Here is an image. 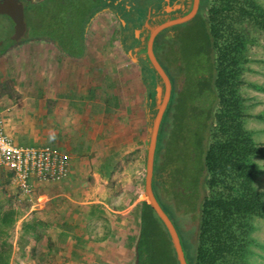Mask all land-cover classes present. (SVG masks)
<instances>
[{
	"label": "rangeland",
	"instance_id": "obj_1",
	"mask_svg": "<svg viewBox=\"0 0 264 264\" xmlns=\"http://www.w3.org/2000/svg\"><path fill=\"white\" fill-rule=\"evenodd\" d=\"M252 2L264 13V0ZM223 5L226 6L220 0H210L212 9H220L218 19L237 29L241 43L239 56L246 60L238 66L237 76V80L243 83L236 91L239 112L243 116L240 128L264 151V92L250 86L264 88V31L254 23L235 17L242 5L240 0H232L229 10ZM47 21L40 12L29 14L25 4V32L21 45L9 51V41L0 46V117L4 122V133L17 146L49 145L41 131L45 123H54L61 129L65 146V142L73 145L72 133L80 128L72 114L87 110L89 105L84 100L85 92L79 91V87L90 89L92 99L97 100L104 90L99 87L95 90L93 86L101 84L99 77L106 75L108 113L102 112L105 104L97 100L98 105H94L93 110L97 117L93 127L97 135L86 136L90 143L86 144L81 155L80 167L73 163L74 157L80 155L70 153V148L68 151L61 148L71 159L67 176L61 182L35 183L33 194L23 196L8 176L0 175V214L12 211L15 218L12 226L6 229L11 244L9 264H133V245L139 230V204L145 202L142 194L144 139L147 115L150 114L144 112L146 90L140 71L120 50H92L97 54L88 53L85 58L73 62L64 60L59 50H41L40 44L28 45L25 41L37 36ZM9 28L7 23H0V34L5 35ZM226 38L227 34L223 33L215 40L216 44L222 48L220 44ZM213 51L217 63L221 50ZM103 62L107 63L108 70ZM72 63L81 68L96 63L102 70H76ZM57 99L59 103L54 102ZM53 110L59 111L60 119L52 116L49 120ZM106 125L107 129L104 128ZM69 130L71 133L62 134ZM98 131L103 133L98 135ZM102 161L108 164L106 177L100 176V181L94 183L92 173L96 164ZM248 161L255 171L252 187L262 195L264 202V155L249 157ZM208 179L206 175L205 180ZM104 192L108 196L104 197ZM208 192L209 189L202 188V194ZM41 194L50 199L51 205L47 203V208L42 207L44 197L38 196ZM92 200L98 202L99 208L84 222H79V204ZM126 205H130L129 213L115 212ZM145 214L151 225L141 230L142 238L149 237L155 259L166 257L168 261L173 254L168 252L166 237L154 217L148 212ZM22 220H32L36 226L20 236ZM197 222L195 218L189 226ZM249 222L252 225L249 240L253 243L246 249L243 264H264V220L252 218ZM195 234L192 241L190 238L191 246L197 240Z\"/></svg>",
	"mask_w": 264,
	"mask_h": 264
},
{
	"label": "trees",
	"instance_id": "obj_2",
	"mask_svg": "<svg viewBox=\"0 0 264 264\" xmlns=\"http://www.w3.org/2000/svg\"><path fill=\"white\" fill-rule=\"evenodd\" d=\"M220 1L226 4L222 6L226 7V10L231 8L232 0ZM240 2L242 5L235 17L238 20L254 23L264 31V13L253 4L252 0H240ZM218 12L220 9L216 8L211 18L209 35L215 50H221L218 61L212 69L213 91L217 106L211 123L205 126L207 137H205V150L199 159L200 164L189 165V150L185 146L184 136L187 128L185 125L190 119L181 115L166 114L159 128L160 136L166 125V132H163V153L156 163L155 159L153 161L152 192L173 226L175 224L174 227L179 228L187 264H235L236 261H238L236 264H243L242 258L246 249L253 243L249 240L248 233L252 230L249 219L264 220V202L262 195L252 187L255 171L248 161L249 157H262L264 151L240 128V120L243 116L240 115L239 98L236 95L238 87L243 84L237 80L238 66L246 60L239 56L240 34L236 28L218 19ZM223 33L227 34V38L220 44L222 47L220 48L216 41ZM163 62L162 69L165 66L169 69L171 62L168 60ZM147 71L149 69L146 67L140 71L141 81L146 86V90L149 87ZM250 86L264 92V88L260 86ZM196 143L197 146L202 144L201 141ZM206 175L209 176L208 180H205ZM202 188L209 189L210 192L207 195L202 194ZM217 188L219 190L216 191ZM146 212L159 224L167 240L168 252L172 251L163 226L153 211L145 203H140L138 264H177L173 251V256L171 255L168 261L166 257L155 259L149 237L142 238L141 230L151 225L145 218ZM13 214L12 211L0 214V264H9L11 244L6 229L12 226L15 220ZM195 218L198 220L197 224L189 226ZM35 223L32 220H22L20 236L32 230L33 226H36ZM194 232L197 240L191 246Z\"/></svg>",
	"mask_w": 264,
	"mask_h": 264
},
{
	"label": "flooded vegetation",
	"instance_id": "obj_3",
	"mask_svg": "<svg viewBox=\"0 0 264 264\" xmlns=\"http://www.w3.org/2000/svg\"><path fill=\"white\" fill-rule=\"evenodd\" d=\"M9 3L20 5L22 12L26 4L29 14L40 12L48 19L37 36L25 41L30 46L40 44L41 50H59L62 56L72 58H84L86 50H120L139 71L148 68L150 90L143 85L145 115L151 112L158 83L144 55L150 29L191 14L185 21L159 30L150 50L161 67L163 61L171 62L169 69L163 68L170 82V94L162 118L166 114L190 119L184 136L189 165L200 164L207 137L205 126L211 123L217 106L212 81L215 47L209 37L215 10L210 7V0H9ZM163 132L166 125L160 136L158 129L155 163L163 153ZM198 141L201 146H197ZM175 229L181 243L179 228Z\"/></svg>",
	"mask_w": 264,
	"mask_h": 264
},
{
	"label": "water",
	"instance_id": "obj_4",
	"mask_svg": "<svg viewBox=\"0 0 264 264\" xmlns=\"http://www.w3.org/2000/svg\"><path fill=\"white\" fill-rule=\"evenodd\" d=\"M190 15L179 19L168 20L159 25H156L150 29L147 50H144V55L147 58L149 68L157 76L158 83L154 88V99L150 108V114L147 115V125L145 127V139H144V150H145V164H144V177H143V196L145 198V204L153 211L155 217L159 220L163 229L165 230L168 241L171 245L174 253V259L177 264H187L184 257V250L180 243L179 236L175 227L173 226L169 217L164 213L160 205L158 204L151 187L152 173H153V161L154 152L156 146V138L159 129V124L166 107V103L170 94V82L169 79L156 61L152 50H150V44L154 35L162 28L168 27L173 24H177L188 19ZM0 23H7L10 27L6 31L5 35L0 34V46L4 41L11 42L10 47L7 51L14 49L21 45L19 39L25 31V25L23 22V12L20 5H13L9 3V0H0ZM145 105V103H144ZM145 108V106H144ZM139 241V235L135 238L133 245V264H138V249L137 243Z\"/></svg>",
	"mask_w": 264,
	"mask_h": 264
},
{
	"label": "crops",
	"instance_id": "obj_5",
	"mask_svg": "<svg viewBox=\"0 0 264 264\" xmlns=\"http://www.w3.org/2000/svg\"><path fill=\"white\" fill-rule=\"evenodd\" d=\"M89 51L90 52H87V50L84 51V56L86 54H88V53L89 54H94V55L97 54L96 51L95 52H92V50H89ZM62 58L64 60H69V61H73V62L80 61V58H72V57H68L66 55H63ZM102 60H103V58H102ZM104 62H103V64H104L105 68L108 70V65H107V63H104ZM72 65H75V66H73V68L76 69V70H80V69H82V70L83 69H86V70H88V69H92V70L93 69L102 70L101 69V65L100 66L99 65H96V63H93L92 66L89 67V68H87V67L86 68H81L80 66H78L77 64H74V63H72ZM99 79H101V81H102L101 84H96L93 87H95V90H99L100 88H101L102 91L104 90V92L101 93V95L99 96V98L97 100H101L105 104L102 112H104L105 114H107L108 113V90H107V88H108V75H106L105 77H101L100 76ZM98 87H99V89H98ZM80 90H82L83 92H85V94H83L84 100L89 105H88V109L87 110H85V111L77 110L78 114H77V112L76 113L74 112L72 114V117L74 119L76 118L75 124L77 125V127L80 128L76 133H72L73 134L72 140H74L73 141V145L70 144V142H68V143L65 142L66 143V146H65V144L62 142L61 136H60L61 135L60 134L61 129L60 128H56V125L54 123H50V124L45 123V128L41 131V132H43V133H41V135L43 136L44 139H47V143H49V146L56 147L59 150H62L61 148H63V150H65V151H68L67 148H70L69 149L70 150V153L73 152V153H76V155H80V157L79 156L74 157V160H73L74 162L73 163L75 164L76 167H77V165L79 167L82 165V157H81V155L85 151L84 149H86V144H89L90 143V140L87 137L90 134H96V132L94 131L95 129L93 127H95V122L97 121V117H96V114L94 113L93 110H94V105L96 107L98 105L97 100H95V99L93 100L92 99V97L90 95V92H91L90 89L88 91V88H86V87L83 88V89H81L79 87V91ZM92 95H94V94H92ZM54 102L59 103L58 99L57 100H54ZM58 114H59V111L58 110H53V113L52 114L51 113L49 114L50 115L49 120L52 118V116H55V117H57V119L58 118L60 119L61 117H58ZM53 122H55V121L53 120ZM81 122H82V124L80 126L79 124ZM98 122H99V126H102L101 125L102 122H100V121H98ZM62 124H63V121H62ZM104 128L107 129L108 126L106 125V127H104ZM70 131L71 130L66 131V132H63L62 134L71 133ZM102 133H103L102 131H98V135H101ZM34 139H36V138H34ZM104 157L107 158V156H104ZM76 160L78 162H76ZM70 161H71V159L69 160V162ZM107 166H108V164L106 162L104 163V161H102V163H99L98 162L96 164L95 172L92 173V179H93L94 183H98L100 181V178H101L100 176L104 177V175L107 174L106 173ZM105 177H106V175H105ZM37 184L38 185H41V183H37ZM34 186H35V183H34ZM98 195H100V193H98ZM38 196H43L44 197V200L42 201V207L43 208H45V207L47 208L49 205H51L50 199L48 198V196H46V194H41V195H38ZM103 196L105 197V196H108V195H105V192H104V195ZM47 203L49 205H47ZM79 205H80L79 210L81 211L80 220L78 219L79 222L80 221L81 222H84L83 220L85 218L91 217L92 214H95V211H97V209L99 208L98 202H96L94 200H92L91 202H88V201L82 202ZM128 206H130V205H126L124 208H120L118 211H115V212L116 213H125V214H127L131 210V208H129ZM128 215H126V217H128Z\"/></svg>",
	"mask_w": 264,
	"mask_h": 264
},
{
	"label": "built area",
	"instance_id": "obj_6",
	"mask_svg": "<svg viewBox=\"0 0 264 264\" xmlns=\"http://www.w3.org/2000/svg\"><path fill=\"white\" fill-rule=\"evenodd\" d=\"M0 117V175L8 176L19 194H33L34 183H56L65 179L69 155L56 147L17 146L4 133Z\"/></svg>",
	"mask_w": 264,
	"mask_h": 264
},
{
	"label": "bare ground",
	"instance_id": "obj_7",
	"mask_svg": "<svg viewBox=\"0 0 264 264\" xmlns=\"http://www.w3.org/2000/svg\"><path fill=\"white\" fill-rule=\"evenodd\" d=\"M145 200V199H144Z\"/></svg>",
	"mask_w": 264,
	"mask_h": 264
}]
</instances>
